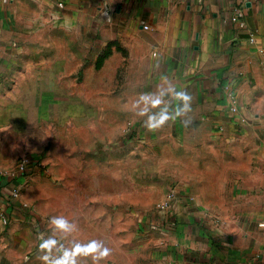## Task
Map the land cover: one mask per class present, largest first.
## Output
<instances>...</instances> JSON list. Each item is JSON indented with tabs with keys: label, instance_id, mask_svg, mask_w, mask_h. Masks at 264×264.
<instances>
[{
	"label": "crops",
	"instance_id": "crops-1",
	"mask_svg": "<svg viewBox=\"0 0 264 264\" xmlns=\"http://www.w3.org/2000/svg\"><path fill=\"white\" fill-rule=\"evenodd\" d=\"M57 261L264 264V0H0V264Z\"/></svg>",
	"mask_w": 264,
	"mask_h": 264
},
{
	"label": "built area",
	"instance_id": "built-area-1",
	"mask_svg": "<svg viewBox=\"0 0 264 264\" xmlns=\"http://www.w3.org/2000/svg\"><path fill=\"white\" fill-rule=\"evenodd\" d=\"M59 7H61V4H59ZM242 18V12L241 10H236V12H234V16H233V20H237L240 21ZM243 26V23H240V27ZM147 26H143V29H147ZM251 42H253V39L250 38L249 39ZM29 172V163L27 160H21L16 167L11 170L10 172H8L7 174H5V176H8L12 179L14 178H18V177H25ZM11 196V200H15L16 198H18L19 196V188L13 190L10 194ZM175 201V196L174 194H170L167 199L159 205L158 207V211L159 212H168L170 210H172L173 208V202ZM4 222H6V219L4 220Z\"/></svg>",
	"mask_w": 264,
	"mask_h": 264
},
{
	"label": "clouds",
	"instance_id": "clouds-1",
	"mask_svg": "<svg viewBox=\"0 0 264 264\" xmlns=\"http://www.w3.org/2000/svg\"><path fill=\"white\" fill-rule=\"evenodd\" d=\"M182 96V98L184 100H191V97L189 95H185L183 92H181L180 94ZM168 119L167 116H165L163 119H161L160 121L158 122H146V126L149 128V129H154L156 128L158 125L160 124H163L166 120ZM53 223L56 224V226L58 228H61L63 229L65 226H66V220L62 217H56V218H53ZM52 244V241H47V242H44L42 243L41 247L42 248H48L49 245ZM97 247H102L100 246L99 244H97L95 241L92 242V244L89 246V251H93L95 248ZM108 252L109 250L107 248H103V251L101 253V257H105L108 255ZM41 259H43L44 261H47V256H43L41 257ZM57 264H61V262L57 261Z\"/></svg>",
	"mask_w": 264,
	"mask_h": 264
},
{
	"label": "rangeland",
	"instance_id": "rangeland-1",
	"mask_svg": "<svg viewBox=\"0 0 264 264\" xmlns=\"http://www.w3.org/2000/svg\"><path fill=\"white\" fill-rule=\"evenodd\" d=\"M140 225H141V224H139V222H136L135 227H136V230H137V231H141V230H143V228H142Z\"/></svg>",
	"mask_w": 264,
	"mask_h": 264
}]
</instances>
